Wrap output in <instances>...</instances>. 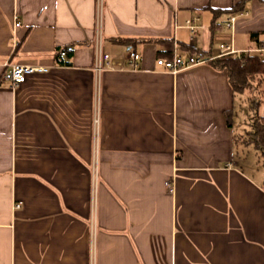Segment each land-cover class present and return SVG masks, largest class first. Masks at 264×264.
Here are the masks:
<instances>
[{"label":"crops","instance_id":"crops-1","mask_svg":"<svg viewBox=\"0 0 264 264\" xmlns=\"http://www.w3.org/2000/svg\"><path fill=\"white\" fill-rule=\"evenodd\" d=\"M99 21L116 63L100 73ZM263 44L264 0H0V264H264L248 97L210 61L157 65ZM17 64L48 71L13 86Z\"/></svg>","mask_w":264,"mask_h":264},{"label":"trees","instance_id":"trees-1","mask_svg":"<svg viewBox=\"0 0 264 264\" xmlns=\"http://www.w3.org/2000/svg\"><path fill=\"white\" fill-rule=\"evenodd\" d=\"M237 11L239 9H234L231 12ZM122 41L129 45L132 39H123ZM164 41L168 42V40ZM60 63H63L62 59ZM210 64L218 70H226L233 91L248 97L252 115L248 121L249 131L243 136V142L254 145L261 157L264 158V117L258 113L259 106L264 102V58L262 53L248 51L239 56L223 55L210 60Z\"/></svg>","mask_w":264,"mask_h":264},{"label":"built area","instance_id":"built-area-1","mask_svg":"<svg viewBox=\"0 0 264 264\" xmlns=\"http://www.w3.org/2000/svg\"><path fill=\"white\" fill-rule=\"evenodd\" d=\"M98 7L99 11L102 9V0H98ZM248 15L247 12H242L239 15H233L230 17V19L227 22V26L230 28L235 21L238 19L239 16H246ZM16 26L19 27L20 23L17 22ZM194 30L195 28L192 27ZM104 43H103V36L101 31V21H99V25L97 28V36L95 40V70L100 73L104 69H113L116 65L115 61L112 59L111 55L106 53L104 51ZM221 49L223 50V55L228 54H240L239 51L235 50L233 47H229L226 45H221ZM74 51L73 46H68L65 48H62L59 52L60 58H66L69 54H71ZM257 52L263 53L264 52V44L257 49ZM141 54H139L136 50L130 49L128 52V61L129 65L133 69H139L140 68V61H141ZM211 59H207L204 56H190V57H183V56H175L173 59H163L160 58L157 60V65L168 70L172 71L173 73H178L180 70L188 67H192L195 65H200L203 63H206L210 61ZM48 68L43 66H31V65H23V64H17L12 66L10 69H8L4 75V80L11 83L13 86H17L20 84H23L27 81V78L35 73L39 72H47ZM96 124L98 123V118L96 119ZM97 177L94 178V193L96 195V187H97ZM168 187H171V183H167ZM17 208H20V204L16 206Z\"/></svg>","mask_w":264,"mask_h":264},{"label":"rangeland","instance_id":"rangeland-1","mask_svg":"<svg viewBox=\"0 0 264 264\" xmlns=\"http://www.w3.org/2000/svg\"><path fill=\"white\" fill-rule=\"evenodd\" d=\"M251 117L249 103L247 102L246 98H243L241 100V103L237 107V115H236V122H235V128H246L249 129L248 121ZM246 154L248 155V161L243 160L244 163L249 167L250 165H254V167H258L260 169L259 171L264 170V158L261 157V155L256 153V149L254 146H248L246 147ZM256 167V168H257ZM262 173V172H261Z\"/></svg>","mask_w":264,"mask_h":264},{"label":"bare ground","instance_id":"bare-ground-1","mask_svg":"<svg viewBox=\"0 0 264 264\" xmlns=\"http://www.w3.org/2000/svg\"><path fill=\"white\" fill-rule=\"evenodd\" d=\"M69 56V55H68Z\"/></svg>","mask_w":264,"mask_h":264}]
</instances>
